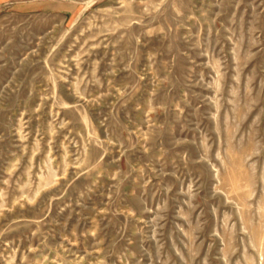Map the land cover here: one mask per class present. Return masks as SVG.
Returning <instances> with one entry per match:
<instances>
[{"label":"rangeland","instance_id":"374dc122","mask_svg":"<svg viewBox=\"0 0 264 264\" xmlns=\"http://www.w3.org/2000/svg\"><path fill=\"white\" fill-rule=\"evenodd\" d=\"M0 264H264V0H0Z\"/></svg>","mask_w":264,"mask_h":264}]
</instances>
